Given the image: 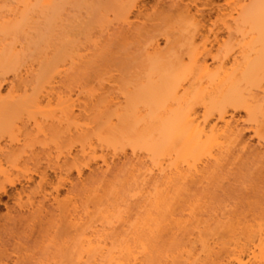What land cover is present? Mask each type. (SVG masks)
Instances as JSON below:
<instances>
[{
    "label": "bare ground",
    "instance_id": "obj_1",
    "mask_svg": "<svg viewBox=\"0 0 264 264\" xmlns=\"http://www.w3.org/2000/svg\"><path fill=\"white\" fill-rule=\"evenodd\" d=\"M95 1L84 6L70 38L72 22L63 12L79 0H0V143L8 138L0 144V198L33 175L39 182L32 194L42 197L34 203L24 188L15 194L17 215L8 210L7 234L14 238L24 228L26 242L37 233L33 264H131L136 244L159 251L154 264H264V0H224L228 9H217L210 26L199 8L211 0H155L148 9L140 0ZM100 73L105 79L98 78L95 93L71 98ZM8 75L21 85L3 96ZM30 108L42 120L34 113L32 126H16ZM90 115L83 125L72 122ZM22 129L21 139L14 132ZM38 135L51 139L31 143ZM50 144L65 153L55 151L51 160L46 151L39 171V154ZM36 145L42 151L35 153ZM96 160L101 168L90 170ZM47 169L58 172L55 187ZM72 169L76 184L60 176ZM84 169L91 174L82 179ZM66 183L71 189L59 199ZM232 193L249 200L246 208L216 200ZM183 219L214 220V249L199 239L200 251L177 250L191 236ZM154 225L166 233H155ZM166 242L171 247L160 254ZM18 247L0 250V264H23Z\"/></svg>",
    "mask_w": 264,
    "mask_h": 264
},
{
    "label": "rangeland",
    "instance_id": "obj_2",
    "mask_svg": "<svg viewBox=\"0 0 264 264\" xmlns=\"http://www.w3.org/2000/svg\"><path fill=\"white\" fill-rule=\"evenodd\" d=\"M187 1H189V0H187ZM91 2H92V4H91ZM185 2H186V0H185ZM190 2V1H189ZM211 2H213L212 3V5L211 6H202V7H200V5H201V2H198V3H196V5L198 4V6L197 7H200L199 9H201L202 11H204L206 14H205V20L204 21H206V25L207 26H210L209 25V23H211L213 20H214V18H215V16H216V14H217V12L216 11H218L217 9H223V8H225V9H228V7H227V5H226V3H225V1L224 0H211ZM89 3H90V5H97V3H96V1L95 0H79V4L76 6V5H70V4H68L67 6H65V10H64V19H69V21L70 22H72L71 23V27H70V31H69V28H68V31H69V33H68V35L70 36V38H72L73 36H74V34H76L77 32H78V30L76 31V30H73V28L78 24V22L77 21H79L80 19H82V17H84L85 16V12H86V9H85V5H89ZM140 3H142L141 5L142 6H145L144 8H146V9H148L149 7H151L154 3H155V0H140ZM188 3V2H187ZM192 7V9L194 8L193 6L194 5H191ZM99 8V7H98ZM75 9V10H74ZM100 9H102V8H100ZM211 9H214V10H211ZM85 10V11H84ZM79 11V12H78ZM103 12V11H102ZM97 12H95V14H96ZM93 16H95L94 14H93ZM108 17L110 18V19H112L113 18V16H112V14L111 13H108ZM171 21H169L168 23H170ZM174 21L172 20V23H173ZM171 24V23H170ZM219 27H220V25H218ZM73 30V31H72ZM81 29H79V31H80ZM218 34V38H224L225 37V34H226V32L225 31H222L221 30V32H218L217 33ZM208 62L209 63H211L210 62V60H208ZM101 75V76H100ZM100 75L98 74V76L96 77V78H93L92 80H90L88 83L86 82L85 84H84V86H85V88H84V94H82V95H80V94H78L77 92H73V93H71V98L72 97H76V98H74V100L75 99H78V101H85V99H84V97H86V93H88L89 92V94H92L93 92H94V90H93V88L95 89V91H97V86H98V84H97V82H99L101 79H105V76H102V74L100 73ZM21 76L22 77H24L23 76V74H21ZM26 76V75H25ZM21 77V78H22ZM102 77V78H101ZM25 78H27V76L25 77ZM100 80H99V79ZM24 79V78H23ZM94 79H96V80H94ZM16 80H19V79H17L16 78ZM16 80L15 79H13V76H11V75H8V77L7 78H5V81L4 82H2L3 84L1 85V89H2V94H3V96L7 93V92H9V88H12V85H13V87H14V89H15V86H17L18 85V87H20L19 85H21L20 84V82L21 81H17V83H16ZM97 81V82H96ZM95 83V84H94ZM92 84V85H91ZM97 84V85H96ZM91 88H90V87ZM16 89H20V88H16ZM63 90V91H62ZM93 90V91H92ZM60 92H63V93H65V94H67L66 92L67 91H65L64 89H61V91ZM20 93V92H19ZM95 93V92H94ZM77 95V96H76ZM73 99V98H72ZM78 101H76V103L78 102ZM53 103H51V108L53 107V108H56L55 107V105H56V102L54 103V101H52ZM78 104H80V102H78ZM81 105V104H80ZM34 113H35V115H34ZM75 113L77 114L78 113V111L77 110H75ZM91 113V112H90ZM89 113V114H90ZM56 114H58V112H56L55 113V115ZM241 115L240 116H243V114L242 113H240ZM32 115H34V118H36V120L37 121H40V120H42V118H41V115L39 114V113H37V111H35L33 108H30L29 110H27L26 112H23L22 113V121H20V122H17V125L16 126H19V127H22V122H23V124L25 123H27V126L29 127V126H32L31 124L33 123L32 122V120L30 119V117H32ZM56 116H58V115H56ZM91 115L88 117V119H83V118H81V117H79V118H76V119H74V121H72L74 124H76V125H83V124H85V123H88L89 122V119H91ZM40 118V119H39ZM20 124V125H19ZM242 125V124H241ZM244 126V125H243ZM29 129V128H28ZM20 130H17V131H15L14 133H19L18 135H17V133L15 134V135H17V137L19 138H21L22 139V135H24L25 133V131H23V129H22V133H20L19 132ZM27 132V131H26ZM245 134V139H247V141H249V143L251 144V145H255V142H256V139H254V138H251L250 139V136H251V133L250 132H248V133H244ZM51 136H49V138H48V140L50 141V138ZM43 136L42 135H38V136H36L35 138H34V140L33 141H36V142H31V143H37V142H43L45 139H46V141H47V138H44V140H43ZM74 139H77V138H72V140H74ZM8 140V138H6L5 140H3V141H1V145H3L6 141ZM45 141V142H46ZM49 141H47V142H49ZM22 143H23V141H21ZM68 144V142L66 143V145ZM61 145V147H59L60 149H62L64 146H66L65 145V142H63V143H61L60 144ZM60 145H58V146H60ZM62 145H63V147H62ZM21 146V145H20ZM19 146V148H22V146L20 147ZM53 145L52 144H50L49 145V149H50V152H49V149H45L44 150V152H42V153H40L39 155H40V166H39V168H38V170L39 171H43L44 170V168L46 167V162H47V160H46V157H45V154H46V151L48 152V153H51L50 155H52L50 158H51V160L54 158L53 156H55V153H56V156L60 153V152H62V153H65V151H63V150H65V149H67V147L66 148H63V150L62 151H60L59 152V148L58 147H56V150L55 151H57V152H59L58 154H57V152H55V151H53L54 149V147H52ZM57 148H58V150H57ZM79 149V147H78V145L77 144H74V150L72 151V153L73 154H75L76 153V150H78ZM53 149V150H52ZM51 150H52V152H51ZM39 151H42V149L39 147V146H34V152L35 153H37V152H39ZM26 152L28 153L29 152V150L28 149H26ZM54 154V155H53ZM98 154H99V152H98ZM55 159V158H54ZM61 160H63L62 159V157L60 158ZM46 161V162H45ZM54 161V160H53ZM61 162V161H60ZM116 162V161H115ZM100 163V160H96L95 162H93L92 164H91V167H90V170H95L96 169V167H98V168H101V163ZM23 164V163H22ZM27 164V168L29 169V170H33V163H31V162H27L26 163ZM62 164V162L60 163V165ZM76 165H80V164H83V162H81L80 160H78L76 163H75ZM2 166H3V168H5L6 167V165L5 164H2ZM71 166V161L69 162V164H68V166H66L65 168H67V167H70ZM234 166V165H233ZM19 167H21V169H22V171L23 170H25L23 167V165H21L20 164V166ZM64 168V169H65ZM232 169H233V167H231ZM236 167H234V171H236V169H235ZM90 170H87V169H84V171H83V176H82V179H85V178H88V177H90V174H91V172H90ZM46 172H47V177H48V181L50 182V183H52V186H56V182H57V176H58V172H57V174H56V176H55V174H53L52 173V171H50V170H46ZM245 173H246V171H244ZM11 173H13V174H16L17 172L16 171H11ZM60 176H62V177H66L70 182H72L73 184H76L77 182H78V177H77V175H76V172L72 169L71 171H70V173L67 175V176H65L64 175V173L63 174H61ZM32 178H33V180L31 181V182H28V183H26V180L23 178V177H21L20 178V182L18 183V184H16V186H15V189H10V191L8 192V195H4V196H2L1 198H0V239H1V243H0V250H3V249H7L8 250V252H12V249L13 248H15L16 246L18 247L19 245H17V241H18V238H20V240L18 241L19 243H20V246L18 247L19 249H17V252L19 251V253L22 255L23 254V256H24V263L23 264H33L34 263V259H32V257L30 258L29 256L32 254L33 256H35V257H33V258H37V257H39V255H38V248H37V242L36 241H38V238H37V233L35 232L34 234H33V236L28 240V241H26V242H24V240H23V234H24V228L23 229H21L19 226L15 229V232H16V237H14V238H11L8 234H7V232H6V228H8V223L6 222V216H7V212H8V210L10 211V214L12 215V216H16L17 214H16V212H15V210H17V207H16V197H14L15 196V194L16 193H18V192H20V189L21 188H24V192H25V194L26 195H30V199L32 200V201H34V203H36L38 200H41L42 199V197H41V195L40 194H32V192L34 193V192H37L38 191V187H37V185H38V182H39V177L38 176H36V175H33L32 176ZM229 179H231L230 181L232 182V179H233V176H231ZM90 180H88V181H85V182H89ZM223 182H225L224 180H223ZM222 184H227V181L225 182V183H222ZM54 186V187H55ZM52 188L53 187H51L50 185H45L44 186V189L49 193H51V196H54L55 195V193L52 191ZM66 188V189H65ZM71 189V184L70 183H66L65 185H64V188H61L60 189V192H59V195H58V198L59 199H62V198H64L66 195H68V191ZM134 192H137V191H133L132 193H131V195L132 194H134ZM217 192H218V190H217ZM216 192V193H217ZM220 192V191H219ZM218 192V193H219ZM25 194H22L21 196H22V202H26L27 201V197L25 196ZM75 195H76V193H74ZM188 194H190L191 196L194 194L193 192L192 193H188L187 192V196H188V198L189 197H191L190 195H188ZM229 194H231V193H228V195ZM233 194V196L231 197V195L230 196H228V197H224V195L222 196L221 195V197L219 196L218 198H220V199H217L216 198V200H218V201H222L223 199H224V201H222L221 203H223L222 205H223V207H224V203L226 202V207L228 206V205H230V206H232V205H234L235 203H241V204H238V205H243V208H246V206H247V203L249 202V200L248 199H246V198H244V197H242L243 199H240L241 197H239L238 199H237V196L239 195L238 193H235V196H234V193H232ZM237 195V196H236ZM48 198H49V200H50V202H52V198L50 197V196H48V195H46ZM186 196V197H187ZM216 196H218V195H215V197ZM239 196H241V195H239ZM185 197V198H186ZM78 198V197H77ZM77 198H76V200H77ZM143 199H145L146 197H142ZM141 198V200H143ZM184 198V200H186ZM192 198H193V196H192ZM192 198H191V200L190 199H187V200H190V201H192ZM195 198H197V197H195ZM195 198H193V200L195 199ZM236 198V199H235ZM132 199H136V198H132ZM131 199V200H132ZM137 199H139V197L137 198ZM136 199V200H137ZM131 200H129V201H131ZM215 199H214V207H215V202L217 203V205H220L221 203H218L217 201H216ZM128 201V200H127ZM132 202V201H131ZM134 202V201H133ZM136 202V201H135ZM233 203V204H232ZM236 205V204H235ZM221 206V205H220ZM220 206H218L219 208H220ZM91 207V206H90ZM223 207L221 208V209H223ZM216 209H217V207H216ZM89 210H92V208L90 209L89 208ZM186 221V222H185ZM132 222V221H131ZM189 222V223H188ZM179 223V222H178ZM180 223H182V221L180 222ZM188 223V224H187ZM190 224V225H189ZM163 225V224H162ZM162 225H160V226H155L154 225V227L153 226H151L152 227V230L153 231H155V233H157V229H159L160 230V232L162 231V233H160L159 232V230H158V232H159V234H163L164 235V233H166L165 231H163V228H164V226H162ZM179 226H180V224H178ZM186 225V226H185ZM192 225H195L196 227H193L192 228ZM180 227H182V224H181V226ZM183 227H188L187 229H189V231L191 232V236H187L186 237V239H189L190 241H192V242H190V243H192L191 244V246H189L190 245V243L189 242H187V240L186 239H184L182 242H181V246H179L178 247V249L177 250H179V251H185V250H190V249H194V250H197V251H200L201 249H202V246H201V243H200V241L201 240H204V241H206L207 242V246H209L210 248H212V249H214V220H208V221H201V222H195V221H190V220H188L187 221V219H183ZM199 227V228H198ZM203 227V228H202ZM204 228H207L208 229V231H209V233L208 232H204V233H202V234H204V236L202 237V236H200V237H196L198 234H196L195 235V237H193L194 236V234L196 233V231L198 232V230L200 229V231H201V229L204 231ZM197 229V230H196ZM193 230V231H192ZM193 232V233H192ZM210 232H213L212 234V238L208 235V234H211ZM208 233V234H207ZM205 234H207V235H205ZM177 235L179 236L180 235V233L178 232L177 233ZM205 236H209V237H205ZM167 238L168 237H165L164 239H166L167 240ZM163 239V240H164ZM200 239V241L198 242V240ZM165 241V240H164ZM167 243V242H166ZM197 243V244H196ZM34 244V245H33ZM168 245L166 246V244L164 245L165 246V248L163 247V249H162V246L160 247V245H162V244H160L158 247L159 248H157V249H159V250H161L162 252H160V254L162 253V254H165V249L167 250V248L166 247H169V243H167ZM143 246V245H142ZM140 244H136L135 245V247H133L131 250L133 251L134 249V251L133 252H131L132 253V256H130V257H132V259H130L131 260V264H154L153 262H155L156 260H155V257H156V255H159L158 253H159V251L158 252H155V250L153 249V247H151L153 250H152V252H149L150 251V245L148 246L147 244H146V246H145V244H144V246L146 247V249H145V247H142ZM148 246V247H147ZM171 247V246H170ZM169 247V248H170ZM191 247V248H190ZM149 250H148V249ZM168 248V249H169ZM173 248V247H172ZM145 250H147V251H145ZM163 251H165V252H163ZM155 253H157V254H155ZM155 254V255H154ZM131 255V254H130ZM155 256V257H154ZM162 256V255H161ZM185 257V256H184ZM164 258V257H163ZM183 259H185V258H183ZM182 259V260H183ZM31 260H33V261H31ZM134 260V261H133ZM160 260H162V259H160ZM3 261V263H7V264H11V262L10 261H5V260H2ZM162 262H163V260H162ZM162 262H160V263H162ZM164 262H165V260H164ZM163 262V263H164ZM0 263H1V261H0ZM159 263V264H160ZM162 263V264H163Z\"/></svg>",
    "mask_w": 264,
    "mask_h": 264
}]
</instances>
